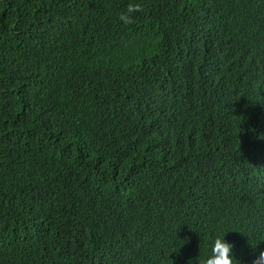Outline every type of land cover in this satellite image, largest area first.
Returning a JSON list of instances; mask_svg holds the SVG:
<instances>
[{
	"label": "trees",
	"instance_id": "1",
	"mask_svg": "<svg viewBox=\"0 0 264 264\" xmlns=\"http://www.w3.org/2000/svg\"><path fill=\"white\" fill-rule=\"evenodd\" d=\"M219 235L264 251V0H0V264H200Z\"/></svg>",
	"mask_w": 264,
	"mask_h": 264
},
{
	"label": "clouds",
	"instance_id": "2",
	"mask_svg": "<svg viewBox=\"0 0 264 264\" xmlns=\"http://www.w3.org/2000/svg\"><path fill=\"white\" fill-rule=\"evenodd\" d=\"M144 8L141 3L131 2L119 13L117 19L125 27L134 25L137 14ZM200 264H238L233 258V245L224 240L223 235L216 236L212 241L211 254L200 260ZM252 264H264V251L252 261Z\"/></svg>",
	"mask_w": 264,
	"mask_h": 264
}]
</instances>
